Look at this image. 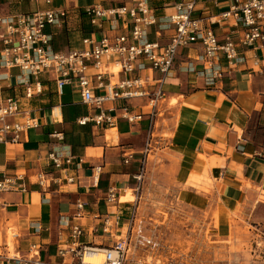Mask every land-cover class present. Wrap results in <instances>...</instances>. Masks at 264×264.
I'll return each instance as SVG.
<instances>
[{
    "label": "crops",
    "instance_id": "0c3cea01",
    "mask_svg": "<svg viewBox=\"0 0 264 264\" xmlns=\"http://www.w3.org/2000/svg\"><path fill=\"white\" fill-rule=\"evenodd\" d=\"M184 1L189 0H150L149 4L161 17ZM236 1L245 0H196L194 16L206 19ZM96 3L103 2L53 0L48 5L42 0H5L2 9L28 13L48 6L66 8L62 27H45L53 49L62 50L74 46L68 38L63 48H58V33L65 26L67 33L75 28L83 31L81 37L86 34L90 28L83 23V9ZM212 27L221 41L230 38L238 42L243 34L242 25L233 19ZM156 28H149V40L167 42L171 31L157 36ZM258 45L259 41L240 46L242 59L236 64L221 57L214 72L200 59L199 44L179 49L172 71L159 86L163 96L153 109L147 96L103 105L114 107L112 126L91 120L81 124L80 119L92 116L95 110L81 103L78 92L70 86L58 95L52 74L40 75L39 93L33 78H27L31 97L25 96V86L16 85L13 77L4 82L2 94L17 97L20 111L37 118L38 126L18 142L0 143V179L13 177L18 184L0 194V264H31L27 262L36 258L69 264L67 256H58V251L71 243L70 229L62 226L60 219H71L77 200L85 203V213L71 223L82 225L81 241L94 247L110 246L124 234L123 222L133 206L120 201V195L139 184L134 176L144 158L142 177L147 174L148 152L153 147L164 153L162 165L175 197L184 188L189 201L197 202L201 209L215 207L221 220L239 213L255 228H264V46L259 49ZM10 72L16 76L19 70ZM152 76L157 79L160 74L152 72ZM148 89L154 91L157 86ZM124 104L128 116L140 117L131 121L122 117L120 107ZM49 153L61 162L71 158V163L56 167ZM205 174L208 190L196 191L193 187ZM110 189L117 193L115 203L105 199ZM112 212L119 214L120 223L105 233L102 219ZM32 245L39 248L37 255Z\"/></svg>",
    "mask_w": 264,
    "mask_h": 264
},
{
    "label": "built area",
    "instance_id": "2783aa9c",
    "mask_svg": "<svg viewBox=\"0 0 264 264\" xmlns=\"http://www.w3.org/2000/svg\"><path fill=\"white\" fill-rule=\"evenodd\" d=\"M38 2V0H32ZM52 4L53 0H42ZM150 0H102L104 3L91 4L83 9L84 17L89 25V31L80 39V45L66 49L54 50L52 37L45 31L50 25L55 28L63 26L66 18V8L48 6L33 12H11L3 10L5 0H0V143L18 142L22 135L38 126V119L21 112L17 97L3 95L4 82L13 77L16 85L25 86V96L31 97V87L28 77L33 78L36 90L41 91L39 77L41 74H52L58 95L63 94L66 86L72 87L79 94L80 102L95 110L89 117L80 119L83 124L88 120L96 124L112 126L115 122L114 107L104 108L107 102L123 100L125 103L132 98L147 96L153 109L163 96L160 84L172 71L178 50L192 44L201 47L200 59L212 72L221 57L228 63L236 64L240 57V46H253L259 41V49L264 46V0H245L232 3L221 13L206 19L194 16L196 0L180 2L175 5L174 12L158 17ZM233 19L243 27V34L238 42L230 38L219 40L213 24ZM207 24H206V22ZM156 25L155 34L171 31L167 42L150 41L149 28ZM18 69L15 76L12 69ZM152 72L160 77L154 79ZM122 75V77H120ZM156 85L157 89L148 88ZM12 85L9 84V87ZM122 117L131 121L140 115L128 116L127 105L120 107ZM21 116V120L15 119ZM146 148H150L149 142ZM146 149V150H147ZM48 158L56 167L70 164L71 158L59 161L54 153ZM144 159L141 168L135 174V179L141 181L144 173ZM99 172V168H96ZM72 180V177L69 178ZM140 183L135 190L139 189ZM18 187L15 178L3 176L0 179V194L12 191ZM108 203L118 201L117 193L110 189L105 197ZM74 213L71 219L63 216L60 224L69 227L71 243L58 251V256L71 259L69 264H87L83 255L94 247L83 243L81 237L84 229L80 223H71L84 216L85 203L77 200L74 203ZM114 215V219L111 216ZM136 209L131 206L125 221L123 235L115 238L104 250L103 264H159V259H132L128 252L133 247H147L158 250L159 241L143 233L141 224L136 225ZM120 221L119 214H105L102 219V231L109 233ZM35 255L39 248L32 245ZM27 262V261H26ZM31 264H64L50 263L41 259H32ZM167 264H173L169 261Z\"/></svg>",
    "mask_w": 264,
    "mask_h": 264
},
{
    "label": "rangeland",
    "instance_id": "374dc122",
    "mask_svg": "<svg viewBox=\"0 0 264 264\" xmlns=\"http://www.w3.org/2000/svg\"><path fill=\"white\" fill-rule=\"evenodd\" d=\"M82 32L74 28L67 33L64 26L58 33V48L68 38L71 46H77ZM164 157L156 147L151 148L139 189L128 188L120 195V201H128L136 209V225L141 224L143 233L160 243L158 250L132 247L128 256L148 261L158 258L159 264H264V228H255L239 213L221 220L215 207L201 209L197 202L189 201L184 188L175 197L162 165ZM208 183L205 174L193 188L207 191ZM221 223L226 225L219 228Z\"/></svg>",
    "mask_w": 264,
    "mask_h": 264
},
{
    "label": "bare ground",
    "instance_id": "6f19581e",
    "mask_svg": "<svg viewBox=\"0 0 264 264\" xmlns=\"http://www.w3.org/2000/svg\"><path fill=\"white\" fill-rule=\"evenodd\" d=\"M104 260V250L101 248L90 249L83 255V261L87 264H103Z\"/></svg>",
    "mask_w": 264,
    "mask_h": 264
}]
</instances>
